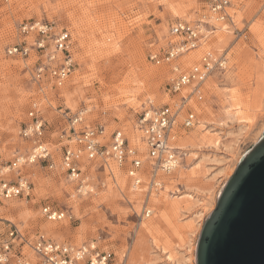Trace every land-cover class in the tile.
Returning a JSON list of instances; mask_svg holds the SVG:
<instances>
[{
    "label": "rangeland",
    "instance_id": "rangeland-1",
    "mask_svg": "<svg viewBox=\"0 0 264 264\" xmlns=\"http://www.w3.org/2000/svg\"><path fill=\"white\" fill-rule=\"evenodd\" d=\"M172 1L177 14L169 8ZM208 1L0 0V167L32 148L20 131L35 104L57 165L53 170L47 164L25 167L23 174L33 182L31 196L1 202L0 219L15 223L30 237L45 234L74 245L96 241L122 264H196V246L205 221L240 161L264 136V0H230L235 27L222 31L219 28L225 24H217L199 49L179 59L188 71L212 51L225 54L228 67L207 79L201 102L206 110L190 105L199 115V125L179 132L176 145L184 146L188 156L182 168L166 180L168 188L150 197L154 210L150 218L141 217L146 192L138 190L133 198L130 179L113 163L104 173L91 171L93 194H79L60 168L64 147L70 144L60 136L67 128L63 113L84 111L83 126L103 125L107 141L121 130L136 145L139 115L178 99L170 92L171 66L156 65L150 55L164 54L177 42L179 37L171 34L177 22L215 24ZM40 20L67 29L72 36L75 69L62 87L35 81L34 55L25 59L8 54L10 47L23 41L20 24ZM228 100L235 105L237 120L223 126L219 120ZM212 138L221 141L222 152L196 149L195 145ZM194 152L200 155L196 172L205 192L174 201L185 194L183 182L195 163ZM175 203L176 209L164 210ZM11 204L16 208L9 210ZM45 206L67 212L66 219L52 222L67 223V231L60 235L47 231L45 225L51 222L42 215ZM142 224H152V230L143 232ZM5 227L0 221L1 234L7 231Z\"/></svg>",
    "mask_w": 264,
    "mask_h": 264
},
{
    "label": "built area",
    "instance_id": "built-area-1",
    "mask_svg": "<svg viewBox=\"0 0 264 264\" xmlns=\"http://www.w3.org/2000/svg\"><path fill=\"white\" fill-rule=\"evenodd\" d=\"M231 6L230 0H209L213 19L221 24L233 25V17L229 13ZM212 28L213 24L207 21L194 25L177 22L171 27V34L183 38L182 41L169 47L164 54L150 55V60L156 65L171 66L170 92L178 99L171 105L152 106L139 115L135 130L142 148L131 145L121 130L114 131L107 141L103 125L83 126L84 111L71 115L63 113L67 118V128L62 131L60 139L70 144L64 147L60 168L67 179L76 184L79 194H93L91 171L97 169L96 172L104 173L113 163L124 170L133 188L146 192L147 200L141 217L146 219L153 215L150 197L164 191L166 180L182 168L188 156L187 150L176 146L179 132L199 125V115L190 105L204 100V85L209 76L222 73L228 67L227 56L212 51L204 54L201 64L189 72L178 63L183 53L201 45L205 32H214V29L210 30ZM19 33L23 41L8 49L9 56L30 59L34 55L37 58L33 69L35 81L62 87L75 69L71 33L42 20L20 24ZM39 113L35 104L28 113L29 121L20 131L24 140L31 141L30 151L16 157L8 166L0 167V203L31 196L33 182L23 174L25 167L47 164L53 170L57 166L46 141L45 121ZM12 172L14 175H10ZM42 215L49 222L67 218L66 211L51 206L43 207ZM0 221L6 224L7 230L0 233V264H122L96 241L74 245L56 241L45 234L30 237L15 223Z\"/></svg>",
    "mask_w": 264,
    "mask_h": 264
},
{
    "label": "water",
    "instance_id": "water-1",
    "mask_svg": "<svg viewBox=\"0 0 264 264\" xmlns=\"http://www.w3.org/2000/svg\"><path fill=\"white\" fill-rule=\"evenodd\" d=\"M196 264H264V137L243 157L205 221Z\"/></svg>",
    "mask_w": 264,
    "mask_h": 264
},
{
    "label": "bare ground",
    "instance_id": "bare-ground-1",
    "mask_svg": "<svg viewBox=\"0 0 264 264\" xmlns=\"http://www.w3.org/2000/svg\"><path fill=\"white\" fill-rule=\"evenodd\" d=\"M231 2V1H230ZM170 3V6H169V8L171 9V10H173L176 14L178 13V10H177V7L175 6V4H174V2L172 1V2H169ZM166 4V3H165ZM232 5V4H231ZM171 12V11H170ZM172 13V12H171ZM212 15V14H211ZM176 16V15H175ZM212 20L213 21H215L214 19H213V17H212ZM198 22H203V21H198ZM217 24H221V23H218V22H215V24H213V26H214V28H212V29H210V30H213L214 29V32H205L204 33V37H203V39L201 40V44H204L205 42H206V40L212 35V34H214L215 33V31H216V29H215V26L217 25ZM233 24H234V22H233ZM235 27V26H234ZM219 29H221L222 31H227L228 30V28H227V26L226 25H224V26H222L221 28H219ZM20 34V33H19ZM175 37H177V36H175ZM182 39L183 38H181V37H179V39L177 40V42L176 43H180V41H182ZM176 43H174L172 46H174V45H176ZM201 46V45H200ZM200 46L197 48V49H199L200 48ZM106 49H107V47H106ZM197 49H195V50H189V51H187V52H185V53H183L181 56H180V58L181 57H183L185 54H189V53H191L192 51H196ZM112 51H113V48H112ZM111 51V52H112ZM105 52V51H104ZM104 52L102 53L103 55V57H104ZM109 52V51H108ZM179 58V59H180ZM202 58H203V56L201 57V59H200V63L199 64H197V65H194V66H192V68L191 69H193L195 66H198V65H200L201 64V62H202ZM179 59H178V61H179ZM74 62H75V60H74ZM183 70L184 71H186V72H189L190 71V69L187 71L186 69H184L183 68ZM149 74V73H148ZM211 76V75H210ZM209 76V77H210ZM149 77H151V74L149 75ZM152 78V77H151ZM227 99V98H226ZM228 102H229V100L228 101H226V102H224L223 103V110H224V114H223V118H220V120H219V124L220 125H223V126H227L228 125V122H234V121H236L237 120V117H236V114H235V109H234V107H235V105H233L231 102H229V104H228ZM222 106V105H221ZM195 109H197V111H203L204 109H205V107L204 106H202V103H198V104H195ZM206 110V109H205ZM241 121L242 119H238V121ZM241 123H242V121H241ZM264 129V128H263ZM262 129V130H263ZM181 131H183V130H181ZM261 133H263V131L261 132ZM206 134H207V132H206ZM179 136V135H178ZM264 137V136H263ZM187 139V138H186ZM193 139V138H192ZM192 139H191V136L190 137H188V141L189 142H192ZM134 141V140H133ZM195 142V141H194ZM136 145L138 146V147H140V148H142V144H141V141H140V137H138V140L136 141ZM192 145V144H191ZM177 146V145H176ZM227 146V145H226ZM178 147V146H177ZM195 147H196V149H198L200 152H202V149H211L213 152H217V153H219V152H222L223 151V149H224V147L222 148V144H221V141L218 139V138H215V139H207L206 141H202V143L200 144V145H195ZM229 147V146H228ZM232 147V146H231ZM179 149H181V150H184L185 148H184V146H182L181 144L179 145V147H178ZM227 149V148H226ZM230 148H228L227 150H229ZM233 149V148H232ZM194 150V149H193ZM226 150V152H228ZM185 151V150H184ZM207 151V150H206ZM233 151V150H232ZM230 153V152H229ZM193 156V160H195V163L193 164V166H191L190 168H189V172H190V174L189 175H187L186 176V178L184 179V182H183V186H185V194L183 195V196H178V197H176L175 199H174V201H177V202H179L180 200H182V198L183 197H190V198H193V196L194 195H198V194H202V193H204L205 191H204V189L202 188V185H201V182L199 181V179H197L198 177H197V172H196V170H197V166H198V164H199V162H198V160H199V156H198V153H192L191 154V157ZM190 157V156H189ZM192 162V161H191ZM200 162H201V160H200ZM217 162V161H216ZM221 163V162H220ZM192 164V163H191ZM233 172V171H232ZM231 170H230V172H228L229 174L228 175H230L231 173ZM206 180V179H205ZM134 189V191L133 190H131V192H132V195H133V198H137L136 197V195H137V191H138V189L136 190L135 188H133ZM210 195H211V193H210ZM151 199V198H150ZM153 199V198H152ZM160 199H161V197H160ZM163 199V198H162ZM161 199V200H162ZM159 202V201H158ZM158 202H156L157 204H158ZM177 203H175L172 207L170 206V205H167V207L164 209L165 211H171V210H174V209H176L177 208ZM165 206H166V204H165ZM16 207H15V205H13V204H11L10 205V207H9V210H13V209H15ZM59 224V223H58ZM42 225H44V224H42ZM45 227H46V229H47V231H49L50 233H52V234H56V235H60V234H63L65 231H67V223H65V224H60V225H57V223H55V224H52V222L51 223H48V224H46L45 225ZM141 229H142V231L143 232H149V231H151L152 230V224H142V226H141ZM169 260H172L170 257L168 258Z\"/></svg>",
    "mask_w": 264,
    "mask_h": 264
},
{
    "label": "crops",
    "instance_id": "crops-1",
    "mask_svg": "<svg viewBox=\"0 0 264 264\" xmlns=\"http://www.w3.org/2000/svg\"><path fill=\"white\" fill-rule=\"evenodd\" d=\"M208 6H209V1H208ZM227 27H234L235 25L233 24H225ZM216 27V26H215ZM166 188H168V184H166V186H165V189H164V191L166 190ZM164 191H162V192H164ZM170 193V192H169Z\"/></svg>",
    "mask_w": 264,
    "mask_h": 264
}]
</instances>
